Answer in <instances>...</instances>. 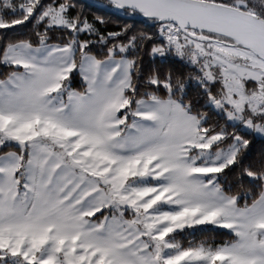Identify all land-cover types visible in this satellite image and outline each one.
I'll return each mask as SVG.
<instances>
[{"label": "snow or ice", "instance_id": "obj_1", "mask_svg": "<svg viewBox=\"0 0 264 264\" xmlns=\"http://www.w3.org/2000/svg\"><path fill=\"white\" fill-rule=\"evenodd\" d=\"M0 264H264V0H0Z\"/></svg>", "mask_w": 264, "mask_h": 264}, {"label": "trees", "instance_id": "obj_2", "mask_svg": "<svg viewBox=\"0 0 264 264\" xmlns=\"http://www.w3.org/2000/svg\"><path fill=\"white\" fill-rule=\"evenodd\" d=\"M96 11V9H89L88 10V14L91 16L94 12ZM112 27H115V25H111Z\"/></svg>", "mask_w": 264, "mask_h": 264}, {"label": "water", "instance_id": "obj_3", "mask_svg": "<svg viewBox=\"0 0 264 264\" xmlns=\"http://www.w3.org/2000/svg\"><path fill=\"white\" fill-rule=\"evenodd\" d=\"M88 2H91V0H88Z\"/></svg>", "mask_w": 264, "mask_h": 264}]
</instances>
